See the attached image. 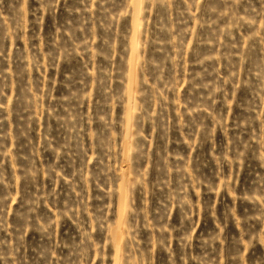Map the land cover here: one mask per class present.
Masks as SVG:
<instances>
[{"label":"rangeland","instance_id":"obj_1","mask_svg":"<svg viewBox=\"0 0 264 264\" xmlns=\"http://www.w3.org/2000/svg\"><path fill=\"white\" fill-rule=\"evenodd\" d=\"M0 264H264V0H0Z\"/></svg>","mask_w":264,"mask_h":264}]
</instances>
